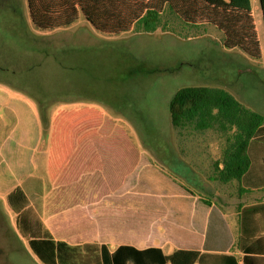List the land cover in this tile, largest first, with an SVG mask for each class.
<instances>
[{"label":"crops","instance_id":"1","mask_svg":"<svg viewBox=\"0 0 264 264\" xmlns=\"http://www.w3.org/2000/svg\"><path fill=\"white\" fill-rule=\"evenodd\" d=\"M209 29L201 36L219 33L223 52L236 50L249 57L237 48H225L221 32ZM4 87L12 90L0 81V188L10 180L14 183L2 198L6 201L10 191L21 189L28 205L20 215L39 220L52 239L69 245H104L109 252L120 245L138 250L156 247L166 254L195 250L200 254L195 264H226L223 255L227 254L241 264L244 254H249L253 257L249 263L264 264V148L260 144H251L250 167L240 181L219 180L215 168L219 156L210 150L221 148L220 141H188L190 159L181 169L175 164L183 151L174 149L183 150L184 145L162 143L159 155L170 171L152 172L148 154L137 141L100 140L106 130L107 137L114 131L115 119L108 107L57 100L46 111L42 126L40 107ZM212 87L240 96L243 86L236 85L235 91L227 85ZM257 97V107L264 110V99ZM178 172L189 175L190 181L215 184L192 189L182 183L188 181L186 177L173 176ZM153 178L158 183L151 190L156 198L148 200L145 186ZM36 197L40 200L32 204Z\"/></svg>","mask_w":264,"mask_h":264},{"label":"rangeland","instance_id":"2","mask_svg":"<svg viewBox=\"0 0 264 264\" xmlns=\"http://www.w3.org/2000/svg\"><path fill=\"white\" fill-rule=\"evenodd\" d=\"M250 6L261 53L259 61L236 50L223 52L220 31L212 25L209 30L218 34L212 31L186 38L185 34L193 35L198 30L183 27L172 17L165 30L103 35L94 32L80 15L69 27L40 31L30 23L26 0H0V81L11 85L12 90L4 87L6 92L26 96L45 112L57 100L61 104L78 101L93 108L108 107L115 119L114 131L107 137L106 130L100 140L137 141L148 154V170L152 172L170 171L168 162L160 158L158 146L182 143L183 150L174 149L176 153L183 151L182 159L175 164L181 169L190 159L188 141H222L213 131L178 133L172 127L168 104L179 88L227 85L235 91L236 85L243 86L240 96L234 97L264 114L257 107V96L264 99V28L259 1L250 0ZM169 151L173 160L171 147ZM210 151L220 158L221 148ZM173 176L186 177L188 181L182 183L192 189L199 190L197 185L201 184L212 188L215 184L190 181L189 175L179 172ZM6 183L0 188V264H42L19 234L15 214L2 198L14 182ZM157 184L155 178L147 182L148 200L156 198L151 190ZM36 199L40 197L32 198V204Z\"/></svg>","mask_w":264,"mask_h":264},{"label":"trees","instance_id":"3","mask_svg":"<svg viewBox=\"0 0 264 264\" xmlns=\"http://www.w3.org/2000/svg\"><path fill=\"white\" fill-rule=\"evenodd\" d=\"M258 1L264 28V0ZM26 5L32 27L40 31L69 27L81 15L105 35L153 32L165 30L173 17L183 27L198 30L193 35L212 25L221 32L225 48H237L252 59L261 57L250 0H26ZM168 109L178 133L213 131L223 142L221 156L215 161L222 183L241 180L250 167L252 143L264 148V116L223 88L181 87L172 95ZM41 113L46 124L48 114ZM6 203L15 214L19 234L42 264H195L200 258L195 250L177 249L166 254L156 247L138 250L120 245L109 252L104 245H69L52 239L39 220L20 215L28 205L21 189L10 191ZM223 256L226 264H239L233 255ZM252 258L244 254L241 264H253L249 263Z\"/></svg>","mask_w":264,"mask_h":264}]
</instances>
